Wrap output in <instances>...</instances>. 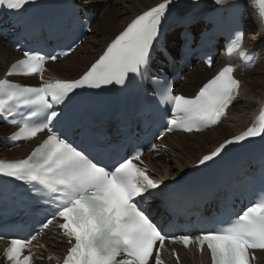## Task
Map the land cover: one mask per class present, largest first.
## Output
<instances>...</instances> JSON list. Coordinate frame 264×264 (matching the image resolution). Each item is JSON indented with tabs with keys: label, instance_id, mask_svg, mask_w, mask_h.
<instances>
[{
	"label": "snow or ice",
	"instance_id": "6c2138e0",
	"mask_svg": "<svg viewBox=\"0 0 264 264\" xmlns=\"http://www.w3.org/2000/svg\"><path fill=\"white\" fill-rule=\"evenodd\" d=\"M30 2L0 0V7L22 10ZM174 2L161 0L137 15L78 78L54 81L43 78L45 62L67 55L72 51L70 45L60 52L25 50L23 57L10 65L6 78H0V118L20 125L11 139H29L39 132H48L25 158L0 160V175L32 184V194L43 198L37 201L46 206L41 230L48 229L57 219L62 221L56 226L71 245L63 264H152L153 256L154 264H164L162 250L166 240L185 249L194 244L201 253L206 249L211 264H252L257 259L256 250L264 251V150L254 161L258 163L261 179L249 206L216 217L210 226H200L195 229L198 232L195 237L191 230L180 235L165 231L141 204L145 195L159 190L164 181L151 178L148 169L142 166V145L133 142L139 135L133 131V123L151 126L155 110L163 105L170 107L172 118L157 139L177 128L199 132L218 124L239 95L240 81L233 76V66L225 65L191 97L173 94L166 82L154 87L151 93L138 86L141 102L134 112L121 117L130 137L127 150L114 147L92 121L74 110L73 98L86 89L126 86L134 77H140L141 83L151 77L152 83L159 85L160 74L150 73L152 50L161 39L162 23ZM214 2L231 12L235 39L242 40L238 6L231 0ZM252 4L264 28V0H252ZM79 11V8L75 10L77 14ZM181 19L186 24L195 22L191 14ZM181 35L184 41L181 52L186 55L192 50L195 38L187 30ZM207 63L211 66V58ZM14 75H39L40 81L30 85L7 78ZM257 137L264 139V107L250 127L203 155L198 165L219 158L230 145ZM155 148L153 144L152 150ZM240 166L243 167V162ZM35 239L36 235L11 238L4 253L10 264H34L31 245ZM25 250L28 255L24 254ZM172 255L179 264L175 249Z\"/></svg>",
	"mask_w": 264,
	"mask_h": 264
},
{
	"label": "bare ground",
	"instance_id": "6f19581e",
	"mask_svg": "<svg viewBox=\"0 0 264 264\" xmlns=\"http://www.w3.org/2000/svg\"><path fill=\"white\" fill-rule=\"evenodd\" d=\"M92 7L96 9L102 1L92 0ZM129 3L123 5L120 8H114L113 4L112 9H109V13H105V9L107 7H103L102 11L99 12V15L102 16L106 14L108 17L103 21H96L99 17L97 15L96 20L90 25L91 30L87 35V38L84 42H81L79 46L75 47V49L66 57L56 60L55 62H48L45 64L44 76L48 79H66L76 77L85 67L86 65L96 56V54L102 49L104 44L116 33L122 25L129 20L133 15L141 12L142 10L152 6L156 2L160 0H128ZM245 2L247 0H244ZM106 2V6L110 4ZM91 7V5H88ZM100 8V7H99ZM246 19L249 23L248 30H250V36H245L244 43L246 47H254L259 48L263 46L264 49V34L260 28V21L253 13L251 8L250 10H246ZM255 13L257 10L255 8ZM114 18V19H113ZM99 24L102 27H107L105 29V33L98 39L90 38V33L94 29V24ZM249 26H254L256 36L252 35V28ZM90 42L87 47H85L84 52L81 56L73 57L76 52L82 48L83 43L86 44ZM84 47V46H83ZM18 53H16L12 46L5 42L3 39H0V76L4 73V69L6 64L16 58ZM87 62V63H86ZM73 63L77 65V69H71V64ZM86 63V64H85ZM64 64V65H63ZM260 64V65H259ZM62 66L58 69V66ZM259 65V70L254 72L259 73L261 75L260 79L257 83H254L251 78L245 77L246 74L253 72L254 68ZM197 67V68H196ZM64 68V69H63ZM196 68V69H195ZM217 68V67H216ZM195 70V71H194ZM190 75L189 79L188 75ZM208 69L203 65H195L192 67V70L187 73L186 79L179 84L178 91L182 92L184 88H186V92L191 90L189 87V83L192 81H197L199 77L203 74L207 73ZM212 73V72H211ZM210 73V74H211ZM209 74V75H210ZM238 78L240 79V89L239 95L236 98V101L239 99H243L241 105L235 106L234 104L229 107L227 115L225 119L217 124L214 128H210L201 132H193V133H184L178 132L172 135H166L163 139V143H165V152L161 153V159H149V165L151 166V172L154 177L157 179H165L174 176H178L182 173L188 166L196 162L198 156L209 149L215 147L222 139H225L240 130L246 127L250 121V118L253 116L254 112L259 109L263 102L264 96V51H259L257 54V61L253 68L247 69L244 72L238 70L236 72ZM207 75L205 78H207ZM204 78V79H205ZM199 81L195 84L197 86L203 80ZM184 85H188V87H183ZM195 88H193L194 90ZM10 130L7 129L4 125L0 124V137L6 134H9ZM194 137H202L203 141H198ZM32 142H23L18 145H15L10 148H4L0 146V155L1 156H10L17 157L19 155H24L29 147L32 145ZM203 148H209L203 150ZM197 149V150H195ZM203 150V151H202ZM202 151V152H201ZM166 152H169V156L166 155ZM197 152L200 154L195 158ZM7 154V155H6ZM165 154V156H164ZM162 161V162H161ZM173 161V163H171ZM168 164V165H167ZM37 244H41L42 250L39 252L41 256L45 257L49 254L57 253L60 250L64 249L65 245L63 242H58L57 239L51 236L50 239L46 237H42ZM257 259L255 260V264H264V251H258L256 253ZM205 262L203 257L197 258L195 254L190 256L187 251L182 250L181 252V264H198L199 261ZM53 262L52 259L49 260L47 264H51ZM167 264H176L172 259H167ZM206 264V263H203Z\"/></svg>",
	"mask_w": 264,
	"mask_h": 264
},
{
	"label": "rangeland",
	"instance_id": "374dc122",
	"mask_svg": "<svg viewBox=\"0 0 264 264\" xmlns=\"http://www.w3.org/2000/svg\"><path fill=\"white\" fill-rule=\"evenodd\" d=\"M99 1H102V0H99ZM88 2H91V3H93V1L92 0H88ZM106 2H107V4H108V2L110 3H112L114 6V8L116 9V8H120V7H123V5H126V4H128L129 3V1L128 0H104V1H102V3L98 6V8H97V13H98V15H99V12L100 11H102V9H103V7H107L106 9H105V13H109V9H112V5H111V3L108 5V6H106L107 4H106ZM100 7V8H99ZM101 15V14H100ZM99 15V17H98V19L96 20V21H101V22H103L108 16L106 15V14H103L102 16H100ZM97 18V17H96ZM114 19V18H113ZM107 28V27H106ZM105 27H102V26H100L99 24H96V22H95V24H94V29L92 30V32L90 33L91 35H90V38H95V39H98V38H100L101 36H102V34L103 33H105V29H106ZM249 28H252V35H253V37H255L256 36V32L254 31V28L252 27V26H249ZM250 32V31H249ZM251 34H249L248 33V37L250 36ZM89 41L86 43V44H84L83 43V46H82V48H80V50L78 51V52H76L75 54H78V55H74L73 57H77V56H81L82 54H83V52H84V48L85 47H87L88 45H89ZM260 50H262V49H260ZM81 54V55H80ZM87 63V62H86ZM85 63V64H86ZM71 64V69L73 70V69H77V65H75V64H73V63H70ZM64 65V64H63ZM198 65V64H197ZM260 65V64H259ZM259 65L256 67V68H254V70H253V72H251V73H249V74H246L245 75V77H248V78H251L252 79V81L254 82V83H257V81L260 79V77H261V75L259 74V73H256V72H254V71H256V70H259ZM62 66L60 65V66H58V69H60ZM197 68V67H196ZM195 68V69H196ZM64 69V68H63ZM191 71V70H190ZM190 71H188V72H190ZM195 71V70H194ZM212 72V70H208V72L207 73H205V74H203L201 77H199V79L197 80V81H192V82H190L188 85H189V87H191V90L189 91V92H186V91H184V90H186V88H184V90L182 91V93H185V94H190V93H192L194 90H193V88H196V86H195V84L196 83H198L199 81H201V79L203 78H205L207 75H209L210 73ZM245 73V72H244ZM191 74H193V72H191L189 75H188V78L187 79H189V77H190V75ZM188 85H184L183 87H188ZM177 89H179V87L177 88ZM243 100V99H242ZM242 100L241 99H239L238 101H236L235 103H234V105L235 106H239V105H241V102H242ZM195 139H197L198 141H203V139H202V137H194ZM206 149H209V148H203V150H206ZM195 150H197V149H195ZM202 150V151H203ZM201 151V152H202ZM200 154V152H197V154L195 155V158H197V156ZM7 155V154H6ZM166 155H170L169 154V152H166ZM164 156H165V154H164ZM160 158H158V159H161V156H159ZM199 157V156H198ZM162 162V161H161ZM171 163H173V161H171ZM168 165V164H167Z\"/></svg>",
	"mask_w": 264,
	"mask_h": 264
}]
</instances>
